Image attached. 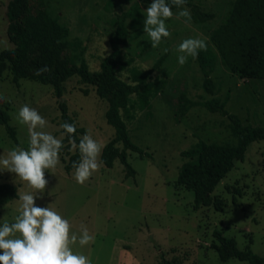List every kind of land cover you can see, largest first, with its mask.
I'll list each match as a JSON object with an SVG mask.
<instances>
[{
  "label": "rangeland",
  "instance_id": "rangeland-1",
  "mask_svg": "<svg viewBox=\"0 0 264 264\" xmlns=\"http://www.w3.org/2000/svg\"><path fill=\"white\" fill-rule=\"evenodd\" d=\"M9 1L0 0V50L14 47L7 34ZM135 1L31 0L29 11H48L69 27L63 58L77 64L85 60L89 69L97 72L111 52L116 16ZM191 1L205 11L214 12L216 17L197 23L190 7L184 5L191 13V21L185 23L186 18H177L182 9H174L173 17L166 21L170 36L153 48L143 30L149 3L141 7V26H129L130 39L122 46L125 58L134 59L130 68L140 70L152 67L166 53L164 49H168L165 62L153 73V78H167V87L152 99L149 109L137 111L134 119L126 120L132 140L151 154L141 157L135 151L128 152V161L136 175L127 177L124 165L116 160L112 168L101 163L99 170L81 185L74 178L75 170L68 173L64 168L61 156H66L65 147L56 168L45 171L48 184L42 198L38 195L35 203L57 211L70 222L71 231L77 235L81 225L87 227L94 242L84 247L77 243L73 251L88 256L91 264H164L162 253L166 259L180 264H250L236 258L223 262L212 245L216 241L215 230L234 237L240 248L250 245L264 256V140L252 142L244 161H236L217 185L212 194L216 205L195 209L194 193L175 184L182 164L188 160L182 152L200 139L237 143L230 120L220 113L195 106L181 116L182 95L204 101L214 97L223 99L229 93L227 109L230 112L239 115L245 125L264 127V79L241 78L219 58L211 74L217 91L210 94L204 89L197 58L189 56L183 66L178 63L177 49L184 39H202L213 47L211 35L225 21L235 0ZM120 76L129 80L128 71L120 72ZM0 96L6 98L1 103L9 108L10 124L16 127L19 139L16 144L0 124V157L7 156L12 149L29 146L27 126L17 120L23 105L35 108L47 121L45 128L38 131L48 132L57 139L65 136L51 85L29 78L16 85L11 72L5 71L0 74ZM63 97L70 115L94 140L105 146L115 136V128L106 118L108 101L99 97L94 85L74 75L65 82ZM0 182L16 186L19 194L34 192L27 182L7 170H0ZM20 204L19 198L0 204V226L15 221Z\"/></svg>",
  "mask_w": 264,
  "mask_h": 264
},
{
  "label": "trees",
  "instance_id": "trees-1",
  "mask_svg": "<svg viewBox=\"0 0 264 264\" xmlns=\"http://www.w3.org/2000/svg\"><path fill=\"white\" fill-rule=\"evenodd\" d=\"M30 1L10 0L8 3L7 34L14 47L0 50V74L10 71L16 85H20V80L27 78L51 85L58 100L62 124L68 122L76 126L77 143L87 130L79 126L69 113L68 103L63 97L65 82L78 75L85 83L94 85L99 97L108 101L106 118L115 128V136L102 149L101 161L107 168H112L115 161L120 160L125 167L126 176H135L136 170L128 161V152L135 151L141 157H150L151 154L132 140L126 120L134 119L137 111L149 109L152 99L167 87L168 79L153 78V73L163 65L168 52L158 58L152 67L140 70L130 68L134 59L125 58L122 46L130 39L129 26L137 28L142 24L141 7L152 3V0H136L129 9L116 16L115 33L110 40L111 52L103 59L102 68L97 72L91 71L85 60L77 64L63 58L68 47L69 27L60 23L59 19L48 11L30 12ZM185 5L190 7L197 23H204L216 17L214 12L203 10L191 0H186ZM174 9L177 7L173 6L172 10ZM211 43L213 47L207 45L206 51H199L197 57L206 92L215 94L217 91L211 74L219 58L223 65L241 78L264 79V0H235L225 21L212 33ZM45 65L51 71L36 75L37 70ZM123 71L129 72V80L120 76ZM132 96L135 98L132 99ZM229 99V93L223 99L214 97L204 101L181 96V116L186 115L195 106H203L212 113L227 117L232 133L237 137L236 144L200 139L182 152L188 160L182 164L175 184L194 193L195 209L216 205V197L212 194L217 185L234 168L236 161H244L252 142L264 140V127L245 125L239 115L227 109ZM10 121L9 108L0 101V124L5 126L9 137L18 144L16 127L10 124ZM61 140L68 149L66 156H61V160L66 172L71 173L75 170L72 162L79 160L80 155L78 150H69L66 135ZM16 198H19L17 187L0 182V204ZM214 237L216 241L212 245L223 262L236 258L250 264H264V256L256 253L250 245L240 248L234 237L225 236L221 230H215ZM161 256L164 264H180L166 259L163 253Z\"/></svg>",
  "mask_w": 264,
  "mask_h": 264
},
{
  "label": "clouds",
  "instance_id": "clouds-1",
  "mask_svg": "<svg viewBox=\"0 0 264 264\" xmlns=\"http://www.w3.org/2000/svg\"><path fill=\"white\" fill-rule=\"evenodd\" d=\"M185 4L186 0H152L145 10L143 28L150 37L151 47H158L162 39L170 36L166 21L173 17V6L182 9L177 18H186L185 23L191 21L190 11L183 8ZM206 49V42L202 39H184L177 49L180 53L178 63L183 66L189 56L195 59L199 51ZM164 51L167 52L168 49L165 48ZM50 71L45 65L35 74L39 76ZM0 101H6V98L0 96ZM17 120L27 126L29 146L27 149H12L7 156L0 157V170L15 173L34 192L19 194L20 211L15 221L0 226V264H91L88 256L73 251V246L77 243L84 247L94 242L95 238L87 227L81 225L77 235L71 231L70 222L57 211L35 203L38 195L42 198L48 184L45 171L55 169L60 162V153L65 147L63 140L37 130L45 128L47 121L35 108L21 106ZM61 128L67 136L69 150L79 152L80 158L72 162V167L75 169L76 182L83 185L99 170L104 145L87 133L77 143V129L72 123L65 122Z\"/></svg>",
  "mask_w": 264,
  "mask_h": 264
}]
</instances>
